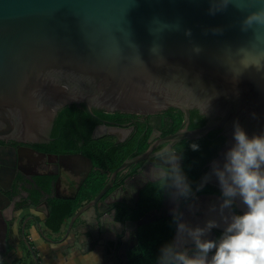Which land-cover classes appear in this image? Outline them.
I'll use <instances>...</instances> for the list:
<instances>
[{"label": "water", "instance_id": "1", "mask_svg": "<svg viewBox=\"0 0 264 264\" xmlns=\"http://www.w3.org/2000/svg\"><path fill=\"white\" fill-rule=\"evenodd\" d=\"M210 8V0H0V139L45 143L59 111L72 104H84L91 113L92 107L132 114L173 107L185 113L184 123L190 110L197 109L206 116V123L179 130L165 141L199 138L221 129L226 141L198 188L211 184L221 191L213 163L223 164L234 144L235 123L249 137L264 134V71L249 68L235 75L239 69L233 71L228 52L247 45L252 32L241 31L245 14L233 5L215 15ZM215 28L222 31L214 33ZM187 29L191 36L185 35ZM154 45L160 50L152 52ZM194 45L202 51L193 52ZM93 136L99 137L97 130ZM65 157L92 165L81 153ZM132 161L115 169L103 189L70 218L66 231L78 223V236L90 232L92 241L98 239L106 250L119 253L123 264L129 261L123 223L115 219V210L113 215L106 213V206L98 201L109 191L117 172ZM76 195L56 197L73 199ZM216 199L217 213L206 211L197 216V222L204 227L216 219L219 226L215 228L223 231L222 196ZM39 202L33 199L21 205L11 221L2 218L0 252H7L8 233L13 224L19 227L22 215L28 217L21 225L26 242L27 225L37 227L49 241H63L65 223L58 228L47 226L49 235L45 234L35 211ZM43 204L50 216L48 201ZM234 204L242 213L246 211L239 197ZM227 211L237 213L234 206ZM29 219L32 222L27 223ZM149 221L142 218L138 224ZM115 222L121 228L112 239L107 232ZM186 246L190 250L193 244L189 240Z\"/></svg>", "mask_w": 264, "mask_h": 264}, {"label": "flooded vegetation", "instance_id": "2", "mask_svg": "<svg viewBox=\"0 0 264 264\" xmlns=\"http://www.w3.org/2000/svg\"><path fill=\"white\" fill-rule=\"evenodd\" d=\"M76 105L78 110L94 116L96 123L87 120H79L74 123L66 121L59 131V136H53L51 133L50 140L45 143H22L0 139V227L2 226V218L11 221L12 217L16 216L18 208L29 203L30 200L34 199L38 202L41 199V202L37 204V209H44L43 201L47 200L50 208L51 199H64L58 198L56 195L74 196L77 192L76 196H78L81 188L89 184V178L93 175V171V178L97 177L96 175L106 173L95 163V158L96 160L103 158L101 150L97 151L94 158L83 152L84 147L89 146L87 143L89 139L85 136L88 131H91L90 136L92 139H106L113 144H121L120 151H125L128 148L127 158L120 165L127 160H133L128 166L117 172L111 180L112 185L109 191L98 201L100 205H104L103 207L106 206V213L113 215V210H115V219L123 223L122 229L126 234L125 248L129 257L127 264L131 263L135 252H139L144 259L141 264H147V259L152 255L151 251L157 249L153 241H143L141 238L142 228L145 224L162 221L163 217H173L177 208L183 213L182 219L191 227L198 226L197 221L199 218L197 216L204 215L206 211L217 213L216 209L213 210V206L216 208L215 202L218 200L216 197L222 196L221 191L211 184H206L201 189L198 188L211 161L218 155L226 138H224L221 145L215 146L212 144L205 151L201 147L204 143L209 142L205 140L190 142V140L198 138H183L175 143L171 140L165 141L179 130L202 127L207 119L204 121L199 117V115H202L199 110L194 112L195 109H191L190 117L184 123L185 113L173 107L153 114L125 113L116 116L110 115L116 112H107L92 107L93 113H91L86 105ZM73 114H76V112L74 111ZM100 126H103L105 130L102 127L99 128ZM96 130L99 135L98 138L93 136ZM219 134L222 135L221 130ZM145 142L147 144L146 148L138 151L142 147L141 144ZM193 143L199 145L198 150L192 149L191 145ZM91 148L94 152L97 149L99 150V145L91 144ZM107 148L109 154L111 148L110 146ZM165 148H171L181 156V164L192 186L193 194L187 200L181 198L177 201L169 194L168 190H165L161 194L162 206L152 208L140 218H133L131 216L132 212L138 210L140 201L142 202L146 195L145 192L153 188L161 189L162 187L164 169L157 153ZM77 153L90 158L92 165L89 166L88 163L77 159L69 161L65 157V155ZM199 153V156H195ZM115 169L107 173V180L103 187L110 181ZM78 187L79 190L77 191ZM197 189L198 191H196ZM233 206L237 213H242L236 208L235 204ZM120 211H124L122 217ZM142 218L150 221L144 223L143 226L142 224L139 225L138 221ZM116 223L107 232V235H111L110 238L112 239L116 238V234L121 228ZM166 224L167 222H164L163 226L165 227ZM222 232V230L214 228V232L207 233L204 238L216 239ZM175 233L173 240L176 237ZM112 239L110 244L114 245ZM64 240L62 242L64 246L72 243L71 238H67L66 242ZM8 241L10 242V239ZM10 246V244L7 245L8 252ZM2 247L0 243V248ZM154 256L156 257L155 261L152 260L153 263L148 262L149 264L157 263L159 255ZM0 258H4L2 252H0Z\"/></svg>", "mask_w": 264, "mask_h": 264}, {"label": "clouds", "instance_id": "3", "mask_svg": "<svg viewBox=\"0 0 264 264\" xmlns=\"http://www.w3.org/2000/svg\"><path fill=\"white\" fill-rule=\"evenodd\" d=\"M210 14L224 11L233 5L244 13L241 31L252 32V39L235 52L229 50L228 57L239 76L249 68L264 71V0H210ZM214 33L222 29L215 28ZM185 35L191 36V29ZM153 49H159L154 45ZM193 52L202 51L194 45ZM234 144L225 153L223 164L213 163V174L221 187L222 201L219 214L226 225L216 239H205L207 233L219 226L216 219L207 221L204 227H191L182 219L183 213L174 211L173 223L176 237L160 249L157 264H264V134L249 137L245 129L236 122L234 125ZM193 150L199 145L193 143ZM164 169L161 191L168 190L177 201L187 200L193 194L192 186L183 170L181 156L171 148L157 153ZM239 197L246 206L243 213L227 210ZM215 210V206H213ZM193 248H187L188 241ZM214 253L209 258V254ZM98 258V257H97ZM99 260V258H98Z\"/></svg>", "mask_w": 264, "mask_h": 264}, {"label": "trees", "instance_id": "4", "mask_svg": "<svg viewBox=\"0 0 264 264\" xmlns=\"http://www.w3.org/2000/svg\"><path fill=\"white\" fill-rule=\"evenodd\" d=\"M76 112V114H73V112ZM198 112L197 109L194 110V112ZM101 112V111H100ZM125 113L116 112L115 114L110 115H124ZM74 115V116H72ZM199 117L205 121L206 116H200ZM81 121V120H87V121H93L96 123V119L94 116L83 112L81 110H78L76 104L68 105L61 109L56 117L55 120V126L54 130L52 132L53 136H59V131L63 127L66 121L69 123H74L75 121ZM221 129L209 132L207 136H204L203 138H198L194 140H190L197 142L205 140L209 143H204L201 149L203 151L206 150L207 147L212 146L214 144L215 146L221 145L222 141L224 140V136L219 134V131ZM90 132L88 131L85 133V136H87L88 140V147H84L83 152L85 154L91 156L94 158L97 151L103 152V158L96 160L95 163H97L103 170L106 171L105 174L96 175L97 177L93 178V175L90 176L89 184L83 186L81 190L78 193V196L75 198H69V199H51L50 201V216L48 218L49 225L54 226L56 228L63 225L64 221L67 219H70L76 211L81 208L85 203L92 200L98 192L101 190L103 185L105 184L107 180V173L117 168L125 158H127V152L129 151L128 148L125 151H120L121 144H113L112 142H109L106 139L102 140H95L92 139L90 136ZM211 143V144H210ZM91 144H98L99 150L92 151ZM111 148V152L108 154V148ZM141 148L138 151H142L146 148L147 144L146 142L141 144ZM204 147V148H203ZM201 153V152H200ZM198 155L195 156H199ZM131 155V154H130ZM128 155V156H130ZM163 191L161 189H151L148 190L143 199V201L139 203V208L137 211L132 212L133 218H140L142 215H144L146 212L150 211L152 208H159L162 206V194ZM143 203V205H141ZM122 210V208H121ZM124 211H120V216H123ZM164 222H167L166 226L164 227ZM142 239L143 241H153V244H155V250L151 251V256L147 259V264L151 263L152 260L155 261L156 257L154 255L160 254V249L163 245L173 241V236L176 231V226L173 223V217H163L162 221H155L148 224H145L142 228ZM135 256L133 257L130 264H141L143 263L144 259L140 256L139 252L134 253ZM149 262V263H148ZM5 261H3L0 258V264H4ZM14 264H20V263H14Z\"/></svg>", "mask_w": 264, "mask_h": 264}, {"label": "crops", "instance_id": "5", "mask_svg": "<svg viewBox=\"0 0 264 264\" xmlns=\"http://www.w3.org/2000/svg\"><path fill=\"white\" fill-rule=\"evenodd\" d=\"M93 210L94 209L88 211L91 218ZM35 211L39 213V221L41 222L45 234L49 235L47 231V226H49L47 210L44 207V209L35 208ZM86 214H84L85 217ZM26 218H28L27 215L24 217L22 215L19 221V227L13 224V228L8 233V240L10 239L8 244L11 246L9 247V252L2 253L4 258L1 259L5 261L4 264H123L119 253L106 250V244L99 245L98 239L92 241L90 232H88L86 236H78L80 234L78 230H75L78 223H75L71 232L66 233L70 219L64 221L65 225L63 226L64 230L61 237L65 234L64 241L66 242L67 238H71L72 243L64 246L62 244L63 241L60 243L58 241H49L39 233L37 227H32L31 225L26 226V242L21 228L22 222ZM78 221L81 222L82 220L80 219ZM30 222H32L31 219L27 221V223Z\"/></svg>", "mask_w": 264, "mask_h": 264}, {"label": "rangeland", "instance_id": "6", "mask_svg": "<svg viewBox=\"0 0 264 264\" xmlns=\"http://www.w3.org/2000/svg\"><path fill=\"white\" fill-rule=\"evenodd\" d=\"M144 224H142V226H143ZM153 263V262H152Z\"/></svg>", "mask_w": 264, "mask_h": 264}]
</instances>
